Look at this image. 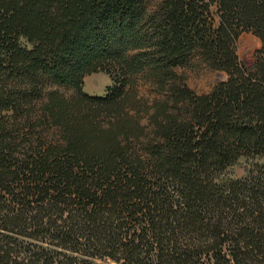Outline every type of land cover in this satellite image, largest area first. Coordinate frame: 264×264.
Returning <instances> with one entry per match:
<instances>
[{
  "label": "trees",
  "instance_id": "obj_1",
  "mask_svg": "<svg viewBox=\"0 0 264 264\" xmlns=\"http://www.w3.org/2000/svg\"><path fill=\"white\" fill-rule=\"evenodd\" d=\"M94 260L264 264V0H0V264Z\"/></svg>",
  "mask_w": 264,
  "mask_h": 264
},
{
  "label": "rangeland",
  "instance_id": "obj_2",
  "mask_svg": "<svg viewBox=\"0 0 264 264\" xmlns=\"http://www.w3.org/2000/svg\"><path fill=\"white\" fill-rule=\"evenodd\" d=\"M161 0H154V4L160 3ZM217 7H212V12H216ZM218 20V18H216ZM30 48V46H28ZM261 41L253 33H243L237 42V54L241 61L248 67H253L255 64V52L261 49ZM184 83L196 94L202 95L210 93L213 88L227 81V75L222 72H215L207 68L206 64L197 62V64H188L184 68L178 70ZM112 85L110 77L105 73H98L86 77L84 91L91 96H104L106 89ZM72 95V92H67V96ZM139 95L149 102L159 99V96L154 94L153 89L139 82ZM144 124L146 121L144 120ZM252 163L248 159H242L234 167L227 170L222 176V179H243L246 172L251 167ZM93 264H114L109 260H94Z\"/></svg>",
  "mask_w": 264,
  "mask_h": 264
},
{
  "label": "crops",
  "instance_id": "obj_3",
  "mask_svg": "<svg viewBox=\"0 0 264 264\" xmlns=\"http://www.w3.org/2000/svg\"><path fill=\"white\" fill-rule=\"evenodd\" d=\"M87 94V93H86ZM89 95V94H88ZM91 96V95H90ZM98 97V96H97Z\"/></svg>",
  "mask_w": 264,
  "mask_h": 264
}]
</instances>
